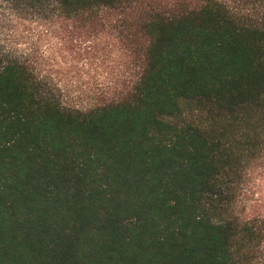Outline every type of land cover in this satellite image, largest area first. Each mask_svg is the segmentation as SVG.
<instances>
[{
    "label": "trees",
    "instance_id": "1",
    "mask_svg": "<svg viewBox=\"0 0 264 264\" xmlns=\"http://www.w3.org/2000/svg\"><path fill=\"white\" fill-rule=\"evenodd\" d=\"M15 1L54 38L0 49V264H264V17ZM60 57L130 85L65 104Z\"/></svg>",
    "mask_w": 264,
    "mask_h": 264
},
{
    "label": "rangeland",
    "instance_id": "2",
    "mask_svg": "<svg viewBox=\"0 0 264 264\" xmlns=\"http://www.w3.org/2000/svg\"><path fill=\"white\" fill-rule=\"evenodd\" d=\"M184 1L195 2V0H151L153 4L165 7ZM224 2L235 13L252 20H260L264 17V4L241 0H224ZM53 38V36L44 35L43 27L24 4H18L15 0H0V49L24 55L30 53L36 55L37 51L48 52V45ZM60 62L58 78L61 84L52 85L65 104L86 106L106 101L116 96L117 91L130 85L125 80L117 81L112 85L107 84L108 72L113 69L109 63H103L100 66L97 64L84 66L81 61L66 62L62 57ZM72 63L73 66L70 65ZM128 70L132 72L131 64ZM110 85L113 88L111 90L108 89Z\"/></svg>",
    "mask_w": 264,
    "mask_h": 264
}]
</instances>
